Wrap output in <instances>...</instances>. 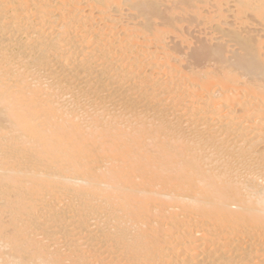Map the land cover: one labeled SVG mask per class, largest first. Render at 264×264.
<instances>
[{
	"label": "bare ground",
	"instance_id": "obj_1",
	"mask_svg": "<svg viewBox=\"0 0 264 264\" xmlns=\"http://www.w3.org/2000/svg\"><path fill=\"white\" fill-rule=\"evenodd\" d=\"M229 2L0 0V264H264V0Z\"/></svg>",
	"mask_w": 264,
	"mask_h": 264
},
{
	"label": "rangeland",
	"instance_id": "obj_2",
	"mask_svg": "<svg viewBox=\"0 0 264 264\" xmlns=\"http://www.w3.org/2000/svg\"><path fill=\"white\" fill-rule=\"evenodd\" d=\"M228 1L233 2V0H228ZM230 2H229V3H230ZM230 4L232 5L233 3H230ZM230 4H229V5H230ZM231 5H230V6H231ZM225 8H226V7H225ZM206 9L209 10L210 8L207 7ZM204 10H205V8H204ZM210 10H211V9H210ZM229 13H230V12H228L227 14L230 15ZM216 16H217V14H216ZM217 17H218V16H217ZM209 20H210V25H211L212 23H213V24L215 23V22H212V23H211V21H213L212 19H209ZM209 20H208V21H209ZM228 20H230V19H228ZM248 23H249V25H253V24H254L253 21H251L250 19H247V20H245L243 23H240V24H238V25H239L241 28H245L246 25H248ZM183 24H185V25H183ZM182 25H183V27H187V25H186L185 22L182 23ZM208 25H209V23L206 24V26H204V28H205V27L208 28V27L210 26V25H209V26H208ZM193 30H194V29H193ZM204 30H206V29H204ZM207 30H208V29H207ZM207 30H206V31H207ZM208 31H209V30H208ZM194 34H195V33H194ZM170 35H171V34H170ZM259 35H260V34H259ZM195 36H197V34H195ZM204 37H205V36L203 35L202 38H204ZM169 39H170V38H168V40H169ZM173 39H174V36H173ZM173 39L171 38L169 41L167 40V42H168V43L171 42V44H172L173 41H174ZM192 39L194 40L195 38H192V36L189 37V41L191 42V44H190L191 46H192V43L197 42L196 40H197L198 38L196 37L195 41H193ZM172 40H173V41H172ZM185 51H186V50H185ZM187 52H188V51H186L185 53H187Z\"/></svg>",
	"mask_w": 264,
	"mask_h": 264
}]
</instances>
